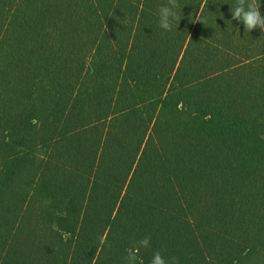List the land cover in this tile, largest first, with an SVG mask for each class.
Segmentation results:
<instances>
[{
    "label": "trees",
    "instance_id": "16d2710c",
    "mask_svg": "<svg viewBox=\"0 0 264 264\" xmlns=\"http://www.w3.org/2000/svg\"><path fill=\"white\" fill-rule=\"evenodd\" d=\"M168 2L0 0V264L264 248V29L239 21L254 0H178L165 30Z\"/></svg>",
    "mask_w": 264,
    "mask_h": 264
},
{
    "label": "clouds",
    "instance_id": "9594fccd",
    "mask_svg": "<svg viewBox=\"0 0 264 264\" xmlns=\"http://www.w3.org/2000/svg\"><path fill=\"white\" fill-rule=\"evenodd\" d=\"M171 6V7H170ZM180 7L178 0H169L168 5H163L160 7V27L165 30H171V23L170 18L177 19V12L176 9ZM250 10L245 12L243 17L239 20L243 23L244 29L246 31H251L254 27L259 26L261 29H264V19L260 17V11L257 4L254 3L249 6ZM240 9H237L236 11H232V17L233 19L237 20V17L239 16ZM161 13L163 14L161 16ZM149 244V238L145 237L141 241V246L147 247ZM136 253L135 252H129L127 257L128 264H136ZM151 264H165V260L163 259L160 252H156L153 255V259L151 261Z\"/></svg>",
    "mask_w": 264,
    "mask_h": 264
},
{
    "label": "rangeland",
    "instance_id": "374dc122",
    "mask_svg": "<svg viewBox=\"0 0 264 264\" xmlns=\"http://www.w3.org/2000/svg\"><path fill=\"white\" fill-rule=\"evenodd\" d=\"M234 264H264V248L257 249L252 255L242 259Z\"/></svg>",
    "mask_w": 264,
    "mask_h": 264
}]
</instances>
